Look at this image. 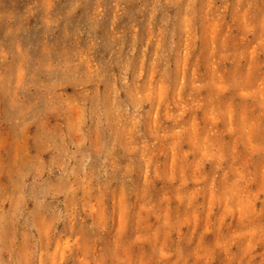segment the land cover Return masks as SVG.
<instances>
[{"label": "clouds", "instance_id": "9594fccd", "mask_svg": "<svg viewBox=\"0 0 264 264\" xmlns=\"http://www.w3.org/2000/svg\"><path fill=\"white\" fill-rule=\"evenodd\" d=\"M0 264H264V0H0Z\"/></svg>", "mask_w": 264, "mask_h": 264}]
</instances>
